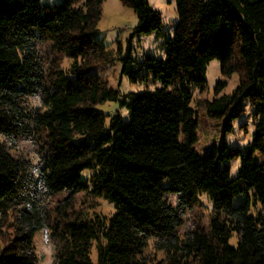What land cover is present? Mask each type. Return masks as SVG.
Listing matches in <instances>:
<instances>
[{
  "label": "trees",
  "instance_id": "obj_1",
  "mask_svg": "<svg viewBox=\"0 0 264 264\" xmlns=\"http://www.w3.org/2000/svg\"><path fill=\"white\" fill-rule=\"evenodd\" d=\"M105 1L0 0V264H38L42 231L55 242L53 264H264V161L255 160H264V0H176L162 58L115 53L130 83L156 86L125 95L92 73L115 56L98 39ZM120 1L137 16L132 38L164 36L147 0ZM214 60L241 80L228 95L218 83L206 115L227 135L250 104L256 127L245 149L223 140L199 155L192 103ZM109 102L128 119L98 109ZM21 141L42 147L37 164L13 154ZM81 194L113 213L74 211ZM201 196L213 205L208 227L181 235Z\"/></svg>",
  "mask_w": 264,
  "mask_h": 264
},
{
  "label": "rangeland",
  "instance_id": "obj_2",
  "mask_svg": "<svg viewBox=\"0 0 264 264\" xmlns=\"http://www.w3.org/2000/svg\"><path fill=\"white\" fill-rule=\"evenodd\" d=\"M150 6L158 11L163 19L164 36H159L158 33L151 35H139L132 38L133 29L137 24V16L134 11L125 6L120 0H106L102 6V17L98 24L99 34L98 39L103 41L109 51L115 53L119 47L122 48L125 55L130 46H132L133 59L137 61L143 59V55L149 54L162 58L164 56V38L172 37L176 22V0H147ZM63 0H41L42 5H56L62 3ZM72 60L61 56V64L64 69L69 68ZM122 66L118 56H114L112 62L98 66L93 69L92 73L98 76L101 80L108 83L110 87L117 90L121 95L129 93H140L145 89L153 90L156 86L153 84H132L121 74ZM241 80L240 74H234L231 77H225L221 74L220 63L217 60L212 61L207 67V86L205 92L196 91L192 107L199 113V123L197 137L198 141L194 146L195 151L199 155H203L205 151L212 147H219L224 140L229 146L245 149L252 141V135L255 131L256 121L253 117V108L250 104L245 107V113L234 122L233 131L224 135L222 122L210 119L206 115L205 103L213 99L215 96V88L218 83H225V88L220 95L231 94L239 85ZM34 104V103H32ZM105 114H114L120 111L123 117L128 119V112L122 109L117 103H105L98 107ZM4 139L0 136V143ZM42 147L38 144L21 141L14 155H23L30 161L37 164L41 154ZM255 160L263 162L262 156L256 154ZM231 176L236 178L239 173L240 159L234 160L231 163ZM89 171L83 172V177L89 175ZM66 195H60L52 198L48 203V209L53 212L59 201H63ZM169 199L175 205L177 202L176 196H170ZM76 212H93L103 213L110 216L114 209L105 200L95 198L92 195L81 194L76 197V203L73 208ZM213 211V205L206 196H201L196 207L190 211L184 219L183 226L178 232L183 235L188 231L195 229H206L209 225L210 216ZM53 218L55 215L53 214ZM49 233L42 231L38 232L34 238L35 251L38 256V264H53L56 256L55 242L48 239ZM231 244H236V237L231 240ZM95 254V248L93 249ZM147 252L154 254L152 245ZM156 257L161 259L162 255L157 254Z\"/></svg>",
  "mask_w": 264,
  "mask_h": 264
}]
</instances>
